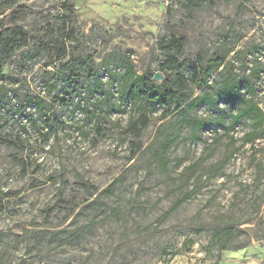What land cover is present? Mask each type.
<instances>
[{
	"label": "rangeland",
	"instance_id": "1",
	"mask_svg": "<svg viewBox=\"0 0 264 264\" xmlns=\"http://www.w3.org/2000/svg\"><path fill=\"white\" fill-rule=\"evenodd\" d=\"M18 7L0 39V264H264V132L243 144L252 125L230 130L223 100L191 113L201 133L142 117L113 80L125 60L164 77L181 27L180 64L234 50L264 111V0H0V19ZM29 97L46 110L19 113Z\"/></svg>",
	"mask_w": 264,
	"mask_h": 264
},
{
	"label": "trees",
	"instance_id": "2",
	"mask_svg": "<svg viewBox=\"0 0 264 264\" xmlns=\"http://www.w3.org/2000/svg\"><path fill=\"white\" fill-rule=\"evenodd\" d=\"M184 1L187 7L193 10L201 8L204 2V0ZM66 9L71 10L67 7ZM22 13H24V8L18 7L5 19H0V39L9 30L6 26L14 25ZM180 28L175 27L170 39L160 43L163 52L176 55L169 57L159 68L161 72L165 73L164 81L155 82V74L151 71L138 74L131 61L125 60L122 74L119 78L113 79L120 86L119 95L123 97V92H125L127 100L132 102L137 110L139 108L142 117L159 109L163 111V119L171 115H179L184 125L190 126L192 130L199 133L209 129L210 125L206 121L192 116L191 113L202 106L208 109L215 108L223 100L230 103L231 106L237 107L236 113L231 114L230 130H234L242 121L248 120L253 130L245 135L243 144L253 143L264 132V111L252 98L255 90H253V84L248 77H240L235 73V58L228 61L229 55L235 51L216 54L208 61L197 58L194 63L180 64L177 56L181 55L187 43V36ZM237 54L235 53L234 56L237 57ZM4 55H9V53L4 52ZM242 66L243 71L246 72L248 70L246 63H243ZM251 72L258 79L263 69H254ZM71 81L72 85L75 80ZM93 88L96 90L99 86L93 85ZM31 105H35L42 113L46 110L41 99L35 100L29 97L18 110L19 113ZM64 105L66 106L67 103ZM135 130L137 129L133 131ZM195 140H200V137H195ZM169 147L170 145H167L165 149ZM226 249L228 248L225 247Z\"/></svg>",
	"mask_w": 264,
	"mask_h": 264
},
{
	"label": "water",
	"instance_id": "3",
	"mask_svg": "<svg viewBox=\"0 0 264 264\" xmlns=\"http://www.w3.org/2000/svg\"><path fill=\"white\" fill-rule=\"evenodd\" d=\"M154 81H155V82H159V81L163 82V81H164V77H163V75H162V74H156V75L154 76Z\"/></svg>",
	"mask_w": 264,
	"mask_h": 264
}]
</instances>
